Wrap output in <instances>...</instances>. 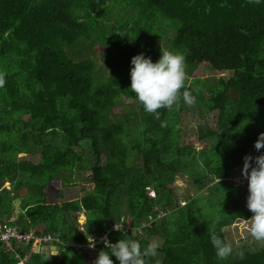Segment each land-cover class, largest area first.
Instances as JSON below:
<instances>
[{
  "label": "trees",
  "instance_id": "1",
  "mask_svg": "<svg viewBox=\"0 0 264 264\" xmlns=\"http://www.w3.org/2000/svg\"><path fill=\"white\" fill-rule=\"evenodd\" d=\"M135 1L176 21L172 44L189 66L188 76L199 66L228 76L219 77L206 96L195 94L190 86L170 82L166 57L161 71L148 72L142 84L136 72L149 67L145 61L126 77L94 88L95 56L81 58L79 51L91 40L87 19L103 17L106 0H0V168L6 169L0 172V205L9 219L19 198L23 212L15 220L24 218L23 232L43 228L58 251L72 249L84 258L88 252V264H264V204L253 226L262 231L260 246H231L223 233L255 213L250 199L241 196L248 192L244 179L261 178L264 199V0ZM169 87L181 93L167 105L163 93ZM121 97L135 100L136 110L110 118L108 110ZM191 112L192 135L205 144L198 152L183 143L179 125L182 114ZM207 114L212 126L203 121ZM34 152L39 160L26 164L25 180L37 170L61 185V171L85 169L93 189L63 201V191L52 186L62 198L56 193L60 203H47L45 192L40 200L4 188L3 178L14 181L15 167L4 164ZM178 175L189 178L196 191L181 196L183 205L173 187ZM65 213L84 214L81 235L67 230L73 225L56 224ZM120 222L129 227L126 234L111 230L110 246L85 252L87 238ZM243 231V239L253 234ZM17 247L15 254V246L4 251L1 244L0 264L26 256L22 264L49 259L32 252L30 244Z\"/></svg>",
  "mask_w": 264,
  "mask_h": 264
},
{
  "label": "rangeland",
  "instance_id": "2",
  "mask_svg": "<svg viewBox=\"0 0 264 264\" xmlns=\"http://www.w3.org/2000/svg\"><path fill=\"white\" fill-rule=\"evenodd\" d=\"M142 1V0H141ZM135 0H106V4L104 6L106 10V14L103 17H99L98 19H87L86 24L91 23L92 27V35L91 40L89 41V47L81 49L79 54H81V58H87V55H94L96 62V69L92 73V86L94 88L102 86L105 82H108L109 78L118 77H126L133 70L134 65L139 61H145L150 63L148 68H140L137 71L138 77L136 81L140 84L144 83L147 78L146 75L153 72H160L161 68L165 62V58L167 57L168 65L167 71L170 78V82L174 83L176 86L179 84L180 88H190L194 91L195 94H200L206 96L210 91L216 89L217 79L221 76L227 77L228 73L224 74H214L208 67L199 66L191 76H188L190 73L187 71L189 66H186L184 63V59L182 54L173 46L172 39L175 34V29L177 27L176 21L163 18L159 12L156 10H150L152 8H148L147 5L142 4L140 7L135 5ZM96 25V26H95ZM78 44V43H77ZM81 44L83 45V41L81 40ZM86 46V45H84ZM131 48L133 51H128ZM119 50L121 52H119ZM124 52V53H122ZM133 52L132 54H129ZM77 55V51H75V57ZM76 61V60H75ZM111 69H116V73H113ZM126 83V81H125ZM167 83V80L166 82ZM213 86V88H212ZM215 86V87H214ZM179 87L171 88L169 87L163 94L165 95V104L169 105L173 102V100L181 93ZM212 88V89H211ZM193 101L192 98L189 99ZM190 106V105H188ZM136 110V102L135 100L128 98L125 99L121 97L120 100L113 101L111 108L108 110L110 112V118L117 114H122L125 111L134 112ZM192 114H196L195 112L184 113L180 119V127L182 128L184 133H182V139L184 144L191 145L195 152H198L200 148L205 147V144L200 143L196 140L195 136L192 135L191 130L195 127V121ZM24 117L23 119H26ZM212 116L210 114L206 115V118L203 120L207 122L208 125L212 126L214 121L211 120ZM173 124H177L174 119H171ZM78 152H82V147L75 148ZM2 155L0 154V157ZM26 159L37 162L39 159V154L34 152L29 154ZM9 160V162L5 163L11 168H14L10 171V176H12L13 180H9L11 182V189L14 193L19 194L20 196L38 197V199H42L43 192L46 193L47 203H58L60 202L59 197L56 196V189H51L52 186L55 188L61 189L63 191V195L67 201L77 200L82 198L84 195H87L89 191L93 189V185L88 178V170H66L61 171L62 180L61 185L60 181L53 179L49 181L47 174H39V171H35L31 176L30 180H25L24 171L27 167L26 163L16 165L17 160ZM248 161H255L256 159L253 157H249ZM3 165V164H2ZM1 166V164H0ZM6 169L0 168V172ZM15 176L21 177V179L15 180ZM4 180V178H3ZM69 180V181H68ZM192 181L186 176L178 175L175 178L173 183V187L176 194L177 204L183 205L184 201L181 196H185L188 192L196 193L192 183ZM230 182L234 185L238 184L237 179H230ZM244 187L248 191L246 195L244 191L241 192L242 198H246L254 204V208H258L259 199V191L261 188V178L258 181L250 182L246 179L243 180ZM71 183V184H69ZM253 186V188H250ZM65 189V190H63ZM1 191V189H0ZM258 191V192H256ZM62 198V193H59ZM149 196L152 197V191H149ZM15 200V199H14ZM14 200H13V212L10 215V218L7 219V213L4 209V204L0 205V225H8L15 226L19 230L26 229V223L24 222V218L20 220L11 221V216L14 214ZM64 200V198H63ZM22 213V210H20ZM84 215L82 213L78 215H67L66 213L63 215H59L56 219V224L61 227H69L70 225H75V227L80 224H84V228H87V223L84 221ZM92 216V215H91ZM86 217H88L86 215ZM258 217V216H254ZM251 218V221L243 222L241 219H236L234 223L223 230L225 239L231 246L239 247L242 243H247L249 245L260 246V242L262 239L261 230L253 229L254 221L256 218ZM93 220L95 218L92 217ZM127 229V227L125 226ZM253 230V234L249 237V239H243L248 233L246 231L244 236V229ZM76 229V228H74ZM124 229V228H123ZM70 230L71 234H74L75 230ZM82 230V229H81ZM78 232V231H77ZM81 231L79 230V234ZM126 232L125 230H121V233ZM2 243L0 242V245ZM3 245V244H2ZM20 245H28L27 244H11L10 250L15 246ZM53 245V244H51ZM54 246V245H53ZM59 245L54 246L56 249ZM71 246L81 249L79 244H71ZM60 247V246H59ZM87 252V251H85ZM55 255L56 250L53 251ZM58 258H61V262H56L51 256L49 259L41 257V259L36 264H88L89 262L85 261L90 257L88 252L85 254L84 258L80 252L62 248L59 249ZM94 253V252H92ZM99 264V263H98Z\"/></svg>",
  "mask_w": 264,
  "mask_h": 264
},
{
  "label": "clouds",
  "instance_id": "3",
  "mask_svg": "<svg viewBox=\"0 0 264 264\" xmlns=\"http://www.w3.org/2000/svg\"><path fill=\"white\" fill-rule=\"evenodd\" d=\"M29 154H31V153H27V154H25V153H18L17 154V156H16V160H17V162L18 161H21V160H23L22 162H19V164H23V163H26V164H30V165H33V164H37V162H32V161H30V160H28V159H26L25 157H27ZM39 160V159H38ZM29 169V167L27 166L26 168H25V171L24 172H26L27 170ZM23 175H29L28 173H24ZM11 178H12V176H10ZM5 179V178H4ZM7 179V178H6ZM13 179V178H12ZM248 181H252V179H249ZM7 182H9L8 181V179H7ZM253 182H254V180H253ZM64 198V200H65V197H63ZM263 198H264V196H263ZM16 199V198H15ZM19 199V198H18ZM63 200V201H64ZM180 200H182V199H180ZM261 200L262 199H260V205L258 204V208L256 209V208H254V204H253V208L255 209V213H254V215L251 217V218H253L254 216H256L257 215V212L258 211H260V208H261V205H263L264 203H261ZM264 200V199H263ZM15 206V205H14ZM79 214L80 213H78V214H75V215H78V217H79ZM82 215H84V214H82ZM84 217V216H83ZM251 218L250 219H247V220H241V221H243V222H248V221H251ZM255 218V217H254ZM4 226H8V225H4ZM75 225H73V229L75 228L74 227ZM125 226L126 225H124L122 222H120V223H116V224H112V225H110V227H109V231L108 232H104V233H102V234H100V235H94V236H91V237H89V238H87V240L86 241H88V242H90V245H91V247H87V246H85V248H83L85 251H87V250H89V249H92V250H95L96 248V246H100V245H105V246H110L111 244H110V242L108 241V233L111 231V230H114V231H120L121 232V230H125L126 232L128 231V229H129V227L128 226H126L127 227V229L125 228ZM8 227H15V226H8ZM16 228V227H15ZM76 228H77V230L76 231H78L79 232V230L82 232V225H80V224H78L77 226H76ZM124 228V229H123ZM19 230V229H18ZM245 230V229H244ZM248 230H251V228L250 229H248ZM21 231V230H20ZM28 232H35L36 234H44V235H49V234H45V233H43L41 230L40 231H28ZM80 232V233H81ZM126 232H124V233H122V234H126ZM50 236V235H49ZM52 242V241H51ZM51 242H48V243H44V244H42L40 247L39 246H36V245H33V242L32 241H30V243H28V244H30L31 245V251L32 252H34V253H38V254H41V255H43V254H46V255H50V254H52V251L53 250H56V253L55 254H57V252H58V248L56 249L54 246H56V245H51ZM20 246H24V245H20ZM51 247H54L53 249H50ZM45 248H48L49 249V253L47 254L45 251H44V249ZM40 250H43L44 252L43 253H40L39 251ZM4 251H11L10 249L9 250H6V249H4ZM38 251V252H37ZM16 258H18V255L16 256ZM25 260V258L21 261V262H18L17 264H22L23 262H25L24 261Z\"/></svg>",
  "mask_w": 264,
  "mask_h": 264
},
{
  "label": "built area",
  "instance_id": "4",
  "mask_svg": "<svg viewBox=\"0 0 264 264\" xmlns=\"http://www.w3.org/2000/svg\"><path fill=\"white\" fill-rule=\"evenodd\" d=\"M33 242V245L41 246L44 243L51 242L52 239L49 235L36 234L35 232H23L15 227H8L0 225V242L9 250L11 244H27ZM87 247H91L88 245Z\"/></svg>",
  "mask_w": 264,
  "mask_h": 264
},
{
  "label": "crops",
  "instance_id": "5",
  "mask_svg": "<svg viewBox=\"0 0 264 264\" xmlns=\"http://www.w3.org/2000/svg\"><path fill=\"white\" fill-rule=\"evenodd\" d=\"M17 179H21V177H17V176H15V180H17ZM3 184H4L3 187L6 188L7 190H10V189H11V183L7 182V179H6V178L3 180ZM54 203H55V202H54ZM58 203H60V202H58ZM19 204H20V199H19ZM14 208H15V206H14ZM20 210H21V209H20V207H19V212H18V214H17L16 216H15L14 214H12V216H11V221L15 220L16 217H18V215L21 214V213H20ZM22 212H23V211H22ZM74 227H75V226H74ZM40 228H41V227H40ZM72 228H73V227H72ZM72 228H71V229H72ZM75 228H76V227H75ZM42 229H43V228H41V230H42ZM74 230H77V228L74 229ZM17 249H19V247L16 246L15 249H14V251H13V252H15V254H17ZM50 249H52V248H50ZM53 251H54V250H53ZM53 251H52V254H54ZM43 255H44L45 257H48V258H49L50 256H51V258H55L57 254H55V255H50V256H49V255H46V254H43ZM57 256H58V255H57ZM27 258H28V257L26 256V257H25V260H26V261H27ZM25 260H24V261H25ZM55 261H56V262H61V258H58V257H57Z\"/></svg>",
  "mask_w": 264,
  "mask_h": 264
},
{
  "label": "water",
  "instance_id": "6",
  "mask_svg": "<svg viewBox=\"0 0 264 264\" xmlns=\"http://www.w3.org/2000/svg\"><path fill=\"white\" fill-rule=\"evenodd\" d=\"M250 182H253V180L250 181ZM261 203H264V200H263V199L261 200ZM14 205H15V208H14V215L16 216V215L18 214V212H19V199H18V198H16V199L14 200ZM51 248L53 249L54 247H51ZM44 251H45L47 254L49 253V249H48V248H45ZM44 251H43V250H40L39 252H40V253H43ZM37 252H38V251H37Z\"/></svg>",
  "mask_w": 264,
  "mask_h": 264
},
{
  "label": "bare ground",
  "instance_id": "7",
  "mask_svg": "<svg viewBox=\"0 0 264 264\" xmlns=\"http://www.w3.org/2000/svg\"><path fill=\"white\" fill-rule=\"evenodd\" d=\"M88 245H90V242L87 241L86 244H85V246H88Z\"/></svg>",
  "mask_w": 264,
  "mask_h": 264
}]
</instances>
